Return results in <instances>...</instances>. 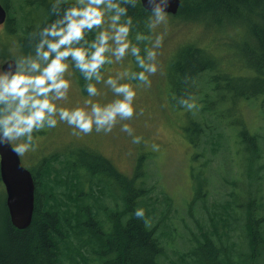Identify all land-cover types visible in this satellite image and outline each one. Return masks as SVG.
Returning a JSON list of instances; mask_svg holds the SVG:
<instances>
[{
    "label": "rangeland",
    "instance_id": "1",
    "mask_svg": "<svg viewBox=\"0 0 264 264\" xmlns=\"http://www.w3.org/2000/svg\"><path fill=\"white\" fill-rule=\"evenodd\" d=\"M0 2L8 10L7 20L3 24L0 23L1 66L9 58L17 59L33 53L34 49L29 45V41L22 46L20 39L27 36L28 29L35 30L53 18L50 8L55 0ZM75 2L76 0H66V4ZM229 28H223L228 35L238 33L237 28ZM165 29L167 35L162 47L157 50L159 70L150 77L151 87L136 89L137 97L133 106L136 113L142 112V115H134L130 120L118 122L108 134L93 130L88 135H73L76 129L65 122H58L55 128H45L34 134L36 150L20 156L21 162L32 173H36L38 178L43 172L50 171L53 179L59 182L73 181L72 186L77 190L76 200L80 205H88L91 197L93 206L105 212V234L109 233L113 226L109 212L122 211L126 202L121 198L122 188L117 186L108 171L103 169L106 168L104 165H107L103 158L128 177L134 175L138 164L142 162V175L135 182L136 186L144 187L146 191L136 202L139 201V204L147 209L151 223L159 229L164 247L160 264H195L192 262L194 257L187 253V250L196 243L195 240L202 242L200 238L203 236L232 241H226V245L232 249L230 258L224 256L228 264H264V251H258L247 258L251 253V241L246 230L250 224V216L248 213L247 220L246 210L249 205L254 212L264 214V106H258L264 96L250 99L239 95L238 98L232 97L231 101L229 95H224L227 101L222 102L216 91L207 89L204 84L200 86L199 82L197 90L189 97L201 107L189 111L178 104L180 96L174 92L176 80L173 66L177 53L180 54L184 46L190 42L204 46L209 55L220 60L223 68L236 71L241 65L240 61L234 59L227 46L233 43L235 49L237 48L243 69L246 64L242 50L248 42L245 38L246 32L240 28L238 36L233 40L221 35L214 23L201 21L194 14L187 16L182 13L174 17L169 14L167 25L161 24L151 33L147 28L145 35H151L155 39V35L163 33ZM137 33L131 32L129 39L134 42ZM147 46L151 47V44ZM140 47L141 55H144L145 44H140ZM127 68L141 71L137 68L134 58L129 55L120 63L105 65L102 75L104 79L109 76L115 78L117 72ZM209 74L210 72H203L200 79L206 80ZM67 78L72 84L68 100L57 102L58 107H82L87 99L103 105L117 98L103 83L96 84L101 94L89 97L83 91L86 81L78 71H72L71 68ZM132 83L135 85V82ZM229 110L230 115H226ZM222 114L223 116L219 117ZM193 119L205 122L203 126L207 133L209 127L214 125L215 131L201 136L202 140L206 137L212 138L207 146H204L202 140L192 143L190 137L193 139V134L190 130ZM231 119L235 125L228 123ZM123 124H128L134 130L133 136L142 138L139 144H133V136L121 131ZM242 127L260 135L259 138L253 137L247 142L252 149L261 147V155L258 153L257 156L256 152L248 155L246 141L239 139ZM214 132L222 133V136H219L220 142L215 134H212ZM12 145L15 147V142ZM87 158L88 164L99 167L98 171L94 172L90 168L86 170L87 163L82 160ZM75 160L79 164H75ZM55 184L63 187L61 184ZM69 198L65 195L64 203L74 209ZM5 201L6 191L1 180L2 237L6 235L7 218H4L3 207H6ZM79 211L77 213H80ZM252 226L262 227L263 223L258 217ZM3 239L7 243L8 238ZM66 242L69 243V250L62 255L65 264H73L79 253L81 256L78 259L87 261V264H108L109 259L105 258H114L112 252L104 254L101 250L90 251L87 242L79 245L71 238ZM214 244L217 245L216 250H219V244Z\"/></svg>",
    "mask_w": 264,
    "mask_h": 264
},
{
    "label": "trees",
    "instance_id": "2",
    "mask_svg": "<svg viewBox=\"0 0 264 264\" xmlns=\"http://www.w3.org/2000/svg\"><path fill=\"white\" fill-rule=\"evenodd\" d=\"M71 5L66 4V6ZM182 13L187 16L194 14L201 21L214 23L219 28L221 35L233 40L238 36L240 28L243 29L246 32L245 38L248 40L242 50L246 66L242 69V59L237 54V48L235 49L233 43H230L227 49L234 59L240 61L241 65L237 67L236 71L223 68L220 60L209 55L204 46H197L190 42L182 48L180 54L177 53L173 66V75L176 80L175 94L188 98L190 94L195 93L196 86L200 82V86L204 84L207 89L216 91L222 102L227 101L224 95H229L231 101L232 97L238 98L239 95L250 99L260 95L264 96V0H181L177 13L170 15L174 17ZM129 15L133 17L135 25L132 32L145 34L147 32L146 20L150 13L145 11L142 4H138L136 8L129 9ZM55 18L53 16L51 20L42 23L35 30L28 29L27 36L20 39L22 46H25L29 41L27 37L30 33L50 24ZM225 27L237 28L238 33L228 35L223 29ZM95 35V32L89 33L87 38L92 40ZM205 71L210 74L206 80H201L200 74ZM185 77H187V82H185ZM261 105L264 106V100L258 102V106ZM230 110L226 115H230ZM191 123L192 128L188 129L193 134V139L190 137L192 143H198L197 140H202L201 136H207L208 133L215 131L214 125L209 127L210 130L207 133L203 126L205 122L193 119ZM228 123L235 125L232 119ZM212 134H215L220 142L219 136H222V133L214 132ZM253 137L259 138L260 135L246 127L240 129L239 139L246 141L248 155L251 152H256L257 156L258 153L261 155V147L257 146L252 149L248 145L247 141L252 140ZM211 139L208 137L203 139L204 146H207ZM103 161L107 164L103 169H106L116 185L122 188L121 198L126 202L122 211L109 212L110 221L113 223L110 232L104 233L103 217L105 212L93 206L91 197V202L86 206L80 205L76 200L77 190L72 186L73 181L59 182L53 179L50 171L43 172L39 178L36 173H32L35 191L34 210L30 225L24 229L16 228L9 219L5 205L3 206L4 218L7 220L5 223L6 235L0 236V264H65L62 255H65L69 250V243L66 240L70 238L79 245L87 242L88 248H91L90 251L101 250L104 254L112 252L114 258H105L109 259L108 264H160V256L163 254L164 247L159 229L155 228L153 223L151 226H146L143 220L137 219L134 215L137 209H144L145 218L149 219L147 209L140 205L139 201L136 202L146 191L144 187L136 186L135 182L142 175V162L138 164L134 175L128 177L117 171L106 158H103ZM74 162L79 164L77 160ZM82 162L87 163L86 170L88 168L93 169L94 172L99 170L97 165L88 164V158ZM55 183L61 184L63 187ZM65 195L70 197L68 200L71 201L74 209L64 203L66 202ZM250 206L246 209L247 220L249 219L248 213L250 216V224L246 230L251 241V244L249 243L251 253L247 255V258L255 255L258 251H264V214L258 213V211L254 212ZM258 217L263 226L254 228L252 223ZM125 218H127L126 222ZM203 237L200 238L202 242L194 239L196 243L190 250H187V253L194 257L192 262L195 264H228V260L224 259V256L227 255L230 258L232 249H229L226 243L232 241H228V239L224 241L219 237L218 239ZM3 238H8L7 243ZM214 242L219 244V250H216L217 245ZM80 256L79 253L78 257ZM78 257L74 258L73 264H87V261H81ZM230 264L232 263L230 262Z\"/></svg>",
    "mask_w": 264,
    "mask_h": 264
},
{
    "label": "clouds",
    "instance_id": "3",
    "mask_svg": "<svg viewBox=\"0 0 264 264\" xmlns=\"http://www.w3.org/2000/svg\"><path fill=\"white\" fill-rule=\"evenodd\" d=\"M138 4H142L141 0H76L66 6V0H55L50 8L54 21L29 34L33 53L0 66V148L15 142L12 150L24 156L36 150L34 134L55 128L58 122L76 129L73 135H88L93 130L108 134L118 122L142 115L133 106L136 89L151 87L150 77L159 70L157 50L162 47L167 30L155 35V39L137 33L135 43L130 40L135 25L129 9ZM169 6L170 0H145L150 33L161 24L167 25ZM92 32L97 34L89 40L87 36ZM149 43L151 47L147 46ZM140 44H145L144 55ZM129 55L141 71L127 68L117 72L115 78L104 79L105 65L120 63ZM70 68L86 81L83 91L89 97L99 96L96 84L103 83L117 98L103 105L87 99L82 107H58L57 102L68 100L72 86L67 78ZM178 104L189 111L201 107L192 97H180ZM121 131L133 136L134 130L123 124ZM141 140L133 136L132 143L139 144ZM134 215L151 226L144 209H137Z\"/></svg>",
    "mask_w": 264,
    "mask_h": 264
},
{
    "label": "water",
    "instance_id": "4",
    "mask_svg": "<svg viewBox=\"0 0 264 264\" xmlns=\"http://www.w3.org/2000/svg\"><path fill=\"white\" fill-rule=\"evenodd\" d=\"M142 6L145 0H141ZM181 0H170L167 11L177 13ZM7 12L0 2V23L6 20ZM15 59L9 58L1 66H7ZM9 144L0 148V177L6 191V207L11 223L18 229L28 227L34 210L35 182L32 172L26 168Z\"/></svg>",
    "mask_w": 264,
    "mask_h": 264
},
{
    "label": "flooded vegetation",
    "instance_id": "5",
    "mask_svg": "<svg viewBox=\"0 0 264 264\" xmlns=\"http://www.w3.org/2000/svg\"><path fill=\"white\" fill-rule=\"evenodd\" d=\"M72 5H73V4H72ZM3 6H4V8L6 9L7 17H8V10H7V8L5 7V5H3ZM6 20H7V18H6ZM4 22H5V21H4ZM4 22H3V23H4ZM3 23H2V24H3Z\"/></svg>",
    "mask_w": 264,
    "mask_h": 264
}]
</instances>
